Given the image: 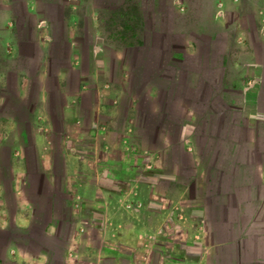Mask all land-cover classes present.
Segmentation results:
<instances>
[{"label": "crops", "instance_id": "crops-1", "mask_svg": "<svg viewBox=\"0 0 264 264\" xmlns=\"http://www.w3.org/2000/svg\"><path fill=\"white\" fill-rule=\"evenodd\" d=\"M121 1L0 0V264L50 263L49 249L34 239L42 214L38 232L62 239V264H264V0H210L209 21L229 38L219 64L208 32L198 35L207 53L188 37L183 60L172 29L160 28L167 49L156 48L157 78L167 84L157 82L167 87L169 77L174 85L188 74L209 96L196 111L189 99L154 87L148 95L158 120L147 130L154 135L163 119L171 125L156 148L170 168L143 159L147 167L127 176L119 168L129 159L107 153L98 173L87 158L108 147L102 137L124 98L134 104L128 110L135 106L125 66L116 68L114 58L103 65L95 48L104 42L100 12ZM151 1L155 22L166 5L185 10L183 0ZM194 54L201 66L190 65ZM165 56L172 67L163 66ZM212 83L219 90L210 91ZM20 118L30 121V147ZM55 190L63 194L61 221Z\"/></svg>", "mask_w": 264, "mask_h": 264}, {"label": "rangeland", "instance_id": "rangeland-1", "mask_svg": "<svg viewBox=\"0 0 264 264\" xmlns=\"http://www.w3.org/2000/svg\"><path fill=\"white\" fill-rule=\"evenodd\" d=\"M183 1H185V6L181 5L180 8L181 10H185L179 13L172 11L170 8H168L169 6L167 5L165 6V9L163 8V12L159 13L160 21L158 20V22L161 23L157 22L158 27L157 25L155 26L156 14L153 13V11L150 9L153 4L151 0H122L115 8L103 7L102 11L99 14V22L101 28L100 32L102 36H104L102 37L104 39V42H97L95 48L97 49L98 47H100L102 49L100 55L102 64L104 62L102 60L109 59L111 61L114 58L115 60H117L115 66L116 68L120 64H123V66H125L124 70L128 72V81L126 84L127 86H129L128 90L131 94L130 96L135 99V106L134 108H132V110H128V107L130 105L133 106L134 104H130L128 100L129 97H125L122 102L123 104L120 105L118 121L114 124V126L104 131V136L102 135V138L104 139L103 145L107 144L108 147L106 149H100L97 152L88 153L87 158H89V160L93 162V165L95 166V169L98 173L101 172V169L104 167L103 165H105L106 162L109 161L107 160L108 154H111L112 160L114 159L122 163L125 160L127 161V159L131 161L127 163L125 168L122 165L119 168L120 172L126 176L131 175L132 172L139 173L140 171H142V169H144V167H147V161L154 159L156 160L159 158L163 160V163L165 165L164 168H170V163L168 161L169 158L163 152L158 153L156 148L157 146L161 145L163 137L169 136L171 125H168L167 127V124L165 125L164 119L160 120L158 122L161 125L159 130H156V133L154 135L149 134V131L144 125V115L142 119L139 116L141 114V111L139 109L138 93L136 89L137 73L133 68V64H131L132 61L130 57L126 53L127 49L130 46H139L140 43L146 41L151 40L155 44L156 41L159 40L157 39L158 31L160 30L159 28H161V30L165 28L170 31L172 29V33L170 34L172 44L179 48L177 56L183 59L182 50L186 47L187 38H191L195 46H197L195 40L202 39L198 37V35H202V33L206 31L208 32L207 34L212 35L217 41V44L215 45L217 47L216 61L219 64L221 61V53L223 52V50H227V43H229V38L226 36V34H223V32H221L219 24L216 25L214 21H209L208 16L212 11L211 6L208 5L210 0ZM231 15H233V13H231ZM202 43L203 45L205 43L208 44V41L202 39ZM230 43H232L231 40ZM160 47L164 49V52L165 49H167V45L165 44H162ZM189 47H192L191 43ZM206 47L207 45L205 44L204 48ZM223 48H225L226 50ZM160 50L156 52L159 53ZM156 52L148 51L147 53L148 55L155 56V59H158L157 57L160 54H157ZM204 52L207 53V48L204 49ZM262 52L264 57V49L262 50ZM191 56L188 58L190 65L201 66L198 57H196L195 54ZM205 57L206 54L204 55L202 60L205 59ZM161 63L162 61L159 63V65ZM208 72L212 73L213 75V72H211L210 70ZM166 74H168V72ZM212 75L210 76L211 78ZM143 81L146 85L152 84V82L157 81L167 84V80L157 77L154 78L153 75L145 77ZM209 89L210 91L215 89L219 90V86L212 83V87H210ZM154 92L155 88L153 86H149L148 93L152 94ZM166 96H170L169 92L166 94ZM206 96H209V94ZM156 97L155 101L157 99ZM107 104H111V100L109 98L107 99ZM154 111L156 112L157 110L155 109ZM180 115L182 116L181 113ZM159 116L163 117L162 114H160ZM105 117L106 116H104V119L100 121L101 123L105 122ZM162 132H164V134H162ZM89 142L90 146H92V142ZM139 153H142L143 155L141 156ZM143 159H147L144 165V162H142V164L140 162V160L145 161ZM151 162L150 164L155 165L154 162ZM150 168L151 167H148V169ZM88 169L89 170L87 171L83 170L80 172V175L84 177V179L88 177L90 178L89 175L93 172L92 170H90V168ZM94 189H96L95 186ZM61 210L63 215L67 216L70 207H63L62 205ZM68 222H70L69 214ZM69 225H67L66 227H69L70 229L72 225ZM94 236H96V234ZM93 238L95 239L96 237Z\"/></svg>", "mask_w": 264, "mask_h": 264}, {"label": "trees", "instance_id": "trees-1", "mask_svg": "<svg viewBox=\"0 0 264 264\" xmlns=\"http://www.w3.org/2000/svg\"><path fill=\"white\" fill-rule=\"evenodd\" d=\"M104 0H101V3H103ZM157 25L158 27V23L155 22V26ZM160 29V28H159ZM199 46V49H203L204 45L202 43V39H197L195 40ZM157 44V45H156ZM161 46V43L159 41H156V43L154 44L151 40L150 41H146L143 43H140L139 46H130L127 49V55L130 57L132 63L133 64V68L137 73V84H136V89H137V93H138V100H139V109L141 111H143L144 113H147L146 116V120H145V125L146 127L149 126V128H147L148 130H153L154 128H151L152 126L154 127V125H156L157 123V116H158V111H154V109L152 108V100L150 95H148V87L149 86H153L155 88H159L160 91L162 92V90H166L169 92L170 95H177V96H181L185 99H189L191 102V105L194 107V109L196 111H199L201 106L205 105L204 102L206 100V98L208 96V93L206 91V87H193L191 86L187 79L189 78L188 74L184 77L186 80L182 82L180 81L178 84H174L172 85V77L170 80V85H168L167 87L162 86L161 84H159L158 82H152V84L146 85L143 81V79L145 77H149L151 75H153L154 78L158 77L160 75L159 71L161 69V67H159V63L157 61V59H155V56H151L148 55V51H153L156 52L158 47ZM159 59V56L157 57ZM164 60L163 66L164 67H172L171 63L167 61V56L162 58ZM148 60V61H147ZM158 63V64H156ZM130 64V63H129ZM186 64V61H185ZM180 68H182V70H184L185 66L183 64L178 65ZM171 76V75H170ZM141 81V83H140ZM165 92V91H163ZM205 99V100H204ZM149 100V101H148ZM204 100V101H202ZM194 101V102H193ZM200 103V104H199ZM19 122L21 123V128L23 126V130H25V133H23V139L25 141V145H27L26 147H28L30 145L31 142V134H28L27 131V127L30 125V121L26 118H20ZM151 128V129H150ZM27 141V142H26ZM31 146V145H30ZM29 146V147H30ZM7 152V148H4L3 151V161L1 162L2 165V171H3V176L2 179L3 181H5V177L6 175L8 176V165L7 162L4 158V154ZM32 150H29V154H32ZM57 173H59L58 170H56ZM38 174H35V176ZM37 179L39 177H36ZM41 178V177H40ZM53 198H55V202H56V213L57 216L60 218L61 221V217H60V213H59V203L63 201L62 199V192L61 191H57L55 190L53 193ZM39 199V198H37ZM43 223H44V219H43V214L41 216H39L37 218V222H36V226H37V231L35 232V241L39 244L45 245V247L47 249H49L50 251V263L49 264H62V249L65 247L62 244V239H58L56 237L52 238L50 241H48L47 239L44 240L43 236L38 232L39 227H43ZM21 232V231H20ZM24 237L22 235L20 236H16V240L20 241L21 243L23 242V240H21V238Z\"/></svg>", "mask_w": 264, "mask_h": 264}]
</instances>
